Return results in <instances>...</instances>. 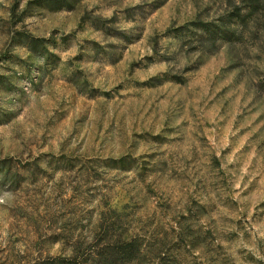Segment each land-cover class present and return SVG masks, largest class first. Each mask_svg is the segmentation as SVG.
Segmentation results:
<instances>
[{
  "label": "rangeland",
  "instance_id": "374dc122",
  "mask_svg": "<svg viewBox=\"0 0 264 264\" xmlns=\"http://www.w3.org/2000/svg\"><path fill=\"white\" fill-rule=\"evenodd\" d=\"M233 4L0 0V264L105 231L264 264V10Z\"/></svg>",
  "mask_w": 264,
  "mask_h": 264
},
{
  "label": "trees",
  "instance_id": "16d2710c",
  "mask_svg": "<svg viewBox=\"0 0 264 264\" xmlns=\"http://www.w3.org/2000/svg\"><path fill=\"white\" fill-rule=\"evenodd\" d=\"M239 5L233 4L236 14L231 16V19L241 17L242 11H247L248 16L264 10V0H233ZM215 29V28H214ZM212 28L206 29V34L200 36L198 41H204L208 38H217V32L210 36ZM3 165H5L3 163ZM6 176V173H5ZM95 236L89 246L81 249L71 248V256L59 258L61 264H150L152 257L157 252L150 245H145L137 235L129 236L128 232L122 234H109ZM172 264H177L172 262Z\"/></svg>",
  "mask_w": 264,
  "mask_h": 264
}]
</instances>
